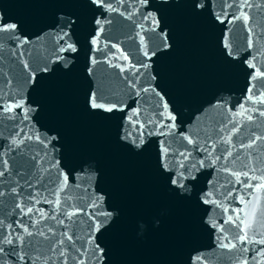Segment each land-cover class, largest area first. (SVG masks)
Masks as SVG:
<instances>
[{"label":"water","instance_id":"95a60500","mask_svg":"<svg viewBox=\"0 0 264 264\" xmlns=\"http://www.w3.org/2000/svg\"><path fill=\"white\" fill-rule=\"evenodd\" d=\"M0 25V264H107L264 126V0H0Z\"/></svg>","mask_w":264,"mask_h":264},{"label":"snow or ice","instance_id":"6c2138e0","mask_svg":"<svg viewBox=\"0 0 264 264\" xmlns=\"http://www.w3.org/2000/svg\"><path fill=\"white\" fill-rule=\"evenodd\" d=\"M145 2H146V0H145ZM14 27H15L14 25H9L8 28H4L3 25H0V29H2V30H9V29H12V28H14ZM168 46H169V45L165 44V47H168ZM62 51H71V52H75V51H76V48H75L74 44H72V43H67V44L65 45V47L62 49ZM146 54H147V53H146ZM257 74H258V75H264V73H259V72H258ZM91 106L94 107V108H104L105 111H109V112L112 111V107H105L104 105L96 104V103L94 102V98H93V103L91 104ZM16 107H21V108H23L24 106L21 104V105H16ZM11 110H12V106H9L8 111H11ZM136 146H139V144H137ZM185 178H186V177L181 173L180 175H174V176L170 177L169 179H170V183H171V184L175 185V186L178 187V188H183L184 185H183L182 181H183ZM99 227H100V225L97 224V225H96V229H97V231L99 230ZM69 239H71V237H69ZM8 242L11 243V241H8ZM96 247H97V250H98V251H101V252H102V250L99 249V245H97ZM0 251H2V249H0Z\"/></svg>","mask_w":264,"mask_h":264}]
</instances>
